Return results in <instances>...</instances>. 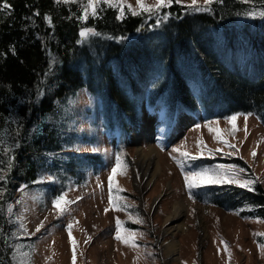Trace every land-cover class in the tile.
<instances>
[{"label": "trees", "instance_id": "trees-1", "mask_svg": "<svg viewBox=\"0 0 264 264\" xmlns=\"http://www.w3.org/2000/svg\"><path fill=\"white\" fill-rule=\"evenodd\" d=\"M6 2L10 9L0 11V135L12 151L0 154V162L6 169L9 157L15 159L3 173L7 181H0V264L20 263L13 252L24 240L17 208L22 193L46 188L50 196L61 195L104 165L98 152L74 148L81 137L69 128L68 108L77 91L98 102L105 130L125 139L143 124L144 107L151 113L164 108L169 120L200 111L207 121L245 112L264 126V19L245 15L264 11V0H217L201 12L173 3L152 16L124 7L122 19L104 3L95 17L82 19L80 3ZM88 28L101 35L82 38ZM44 176L51 179L40 181ZM253 189L209 184L189 196L264 219V186L257 182Z\"/></svg>", "mask_w": 264, "mask_h": 264}, {"label": "rangeland", "instance_id": "rangeland-1", "mask_svg": "<svg viewBox=\"0 0 264 264\" xmlns=\"http://www.w3.org/2000/svg\"><path fill=\"white\" fill-rule=\"evenodd\" d=\"M145 3L151 6L155 0H145ZM183 4H191V0H183ZM198 4L204 5V0H198ZM127 5L137 8V0H124V7ZM146 110L144 107L143 124L138 131L125 139L105 130L94 98L84 90L75 93L69 102V128L80 135L81 141L74 148L81 153L98 152L104 165L62 193L58 207L53 206V201L61 195L50 196L46 188L34 195L22 193V203H18L17 208L24 240L13 252L17 262L27 264L30 259V264H73L72 241H75V264H264V253L258 247L264 242L256 240V236L264 235L254 236V233L264 234V219L240 217L234 212L193 201L173 159L181 158L180 152L198 154L200 144L203 156L192 162L195 168L235 165L236 169H244L237 172L241 182L251 179L255 181L252 188L257 182L264 186V126L259 119L252 114L245 121L247 113L236 112L232 115L239 114L238 119L232 122L228 120L232 115L210 120L218 123H213V131L209 132L208 121L201 111L169 120L164 108L153 113ZM229 128H235L236 132ZM137 135L140 138L134 140ZM222 141L239 151L228 148ZM149 145L156 149L162 163L158 176L161 180L157 183V178L153 185L140 190L141 178H135L137 149L139 146L146 149ZM93 148L98 151H92ZM173 149L179 151L173 152ZM117 155L120 156L119 166ZM204 158L215 160L199 164ZM235 158L243 159L247 166ZM114 167L115 173L111 171ZM48 180L50 178L44 176L40 181ZM176 201L183 203L186 226L181 231L164 234L166 217ZM117 207L122 210L117 211ZM117 218L121 221V237L134 241L137 247L114 238ZM138 219L143 223L136 222ZM130 222L136 226L130 227ZM41 223L43 227L37 231ZM69 224L72 225L71 239ZM172 239L177 240L178 249L175 257L168 259L164 244ZM221 241L227 243V251ZM24 253H30V257H25Z\"/></svg>", "mask_w": 264, "mask_h": 264}, {"label": "snow or ice", "instance_id": "snow-or-ice-1", "mask_svg": "<svg viewBox=\"0 0 264 264\" xmlns=\"http://www.w3.org/2000/svg\"><path fill=\"white\" fill-rule=\"evenodd\" d=\"M54 2L56 4H60V3H80L81 4V10L83 12V16L81 17L82 19H87L89 15L95 17L97 15V5H99L100 3H104L107 4L110 7H114L117 8L119 11V15L117 16V19H122L124 17V0H87V3L84 4L83 0H54ZM217 2V0H204V6H200L198 4V0H191V4L186 5V8L188 9L189 12H201V11H211V5ZM220 2H222V0H220ZM241 2L244 3H248L250 2V0H241ZM180 4L183 5V0H155V4L154 5H147L145 3V0H137V8H133L131 5H127L128 10L131 12L132 15H140L142 13H148L149 16L152 15H156L161 9L164 8H168L171 7L172 4ZM10 5L6 2V0H3L2 3H0V11H4L7 9H10ZM88 9H91V12L89 13ZM34 15H39V13H34ZM169 15H171L170 13H166L163 17L160 18V20L157 21V23L159 24L160 22L167 20ZM245 15L251 16L252 18H256L257 15L264 19V11H260L259 13H255V12H248L245 13ZM46 20H48L49 24H51V18L50 17H45ZM101 35L100 33H96L93 31V29L88 28L85 30H82L80 32V36L82 38H87L89 35ZM123 39V38H121ZM12 54L15 55V48L13 47L11 49ZM238 115H232L228 118V120L230 122L235 121L238 119ZM252 115L251 113H247L245 114V121H247L248 117ZM213 123H218L217 121H208L207 122V127L209 128V132H212L213 129L211 127V125ZM197 127H199V125H197ZM215 139L219 140L218 137H214ZM222 143H224L228 148L230 149H234L236 152L239 151V149L235 148L234 145L232 144H228L227 141H222ZM18 143L15 145V147H18ZM198 148H200V152L198 154L192 155L189 154L188 152H180V157L181 158H177V157H173V159L175 160V162L177 163V166L180 168L181 170V174L183 175L184 181H185V186L186 188L189 190V193L191 195L192 191L194 189L209 185V184H227V183H233V184H237L240 187H247L249 191H253L254 189L251 187L252 184H254V180H245L243 182H241V180L239 179L237 172H244V169H236L235 165H222V164H218L215 165L213 168L209 169V168H195L192 164L193 161H196L197 159L202 158L203 156V146H201L200 144H198ZM77 150H81V149H77ZM92 151H98V149L93 148L91 149ZM12 151L11 147L6 148L3 144V138L2 135H0V154H4L6 152H10ZM179 149H173V152H178ZM216 151H222V149H217ZM252 156L255 157L256 153L253 152ZM15 157L10 156L8 161H7V168L5 169L2 166V162H0V181L6 182L7 181V177L6 175H4L3 173L5 171L10 172L11 168H12V164L14 161ZM116 164L117 166L120 165V156L117 155L116 156ZM111 171L113 173L116 172V168H112ZM51 179V178H50ZM111 184H112V177H109V187L111 190ZM119 191H123V189H118ZM63 199V195L57 197L56 199H54L53 201V206L54 207H58L60 201ZM111 196H110V203H111ZM117 211L122 210L121 208L117 207L116 208ZM9 212H11V207H9L8 209ZM107 211V210H106ZM136 222L139 223H143L142 220H137ZM261 222V221H258ZM116 235H115V239L118 241H121L123 243H125L128 246L131 247H137V245L135 244L134 241H130L128 239H124L121 237L120 235V228H121V221L117 218L116 220ZM21 228H23V224L20 225ZM40 227H43V223H41L38 227H37V231L40 230ZM69 229V236L71 239V228L72 225L69 224L68 226ZM0 234H2V230H0ZM134 235V233L132 234ZM141 237L143 236V233L139 234ZM255 235H264L261 233H254ZM73 243V264H75V259H76V255H75V241H72ZM221 243H223L225 245V250H228V246L227 243L225 241H221ZM258 247H260L261 252L264 253V244H260L258 245ZM25 257H30V253H24L23 254ZM231 256L230 252H229V257ZM20 264H25L24 261H21ZM27 264H30V259L27 260Z\"/></svg>", "mask_w": 264, "mask_h": 264}, {"label": "bare ground", "instance_id": "bare-ground-1", "mask_svg": "<svg viewBox=\"0 0 264 264\" xmlns=\"http://www.w3.org/2000/svg\"><path fill=\"white\" fill-rule=\"evenodd\" d=\"M139 138L140 135H137L134 140H137ZM162 167V163L160 162V160H158V153L153 145H149L146 149L142 148L141 146L138 147L135 166V178H141L142 182L138 183V187L140 188V190H145L153 185V183L161 173ZM160 180L158 178L157 183H159ZM157 201L158 200L156 199L155 202ZM185 215L186 214L183 203L176 201L173 204L171 213H169L166 217L164 234L175 233L177 231L183 230L186 226V223L183 220V217ZM177 249L178 242L176 239L166 241L164 244V252L166 258H174L177 254Z\"/></svg>", "mask_w": 264, "mask_h": 264}]
</instances>
